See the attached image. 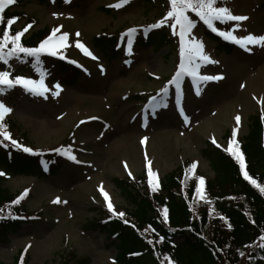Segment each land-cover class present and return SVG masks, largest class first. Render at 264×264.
Wrapping results in <instances>:
<instances>
[{
    "label": "rangeland",
    "instance_id": "obj_1",
    "mask_svg": "<svg viewBox=\"0 0 264 264\" xmlns=\"http://www.w3.org/2000/svg\"><path fill=\"white\" fill-rule=\"evenodd\" d=\"M20 1L9 10L20 14L15 27H22V36H37L34 43L39 46L54 29H59L57 36L67 33L57 56L75 61L78 74L72 72L75 79L71 80L57 67L53 71L41 64L47 98L21 86L0 95V101L12 109L3 121L11 139L44 154L46 160L39 164L30 157V165L25 157L21 159L25 163L0 157L2 183L23 199L28 218L0 241V264H111L119 243L94 222L105 213L116 215L129 208V191L121 181L137 186L142 181L152 190L161 187L169 173L188 168V183L194 190L205 189L217 174V155L211 151L215 147H210L223 146L229 152V142L243 139L252 116L264 112V47L249 45L250 52L236 44L230 50L219 49L194 27L192 36L203 43L204 54L217 62L203 64L200 74L223 78L200 84V95H196V84L183 77L181 105L176 103L172 85L166 97H157L151 112L144 106L178 70V51L162 44L163 35L141 44L135 39L145 40L147 29L166 16L169 5L162 8L159 3L163 2L146 0ZM222 5L234 15L248 17L230 26L228 31L239 23L233 33L236 37L264 35V0H226ZM170 23L159 29L165 36L172 34ZM130 29L136 31L129 51L125 33ZM77 42L97 59L86 55ZM1 67L10 72V78L41 79L35 64L32 68L12 61ZM56 84L61 90L54 96ZM235 144L232 149L237 148ZM0 148L16 147L0 137ZM65 152L76 160L68 159ZM193 163L196 167L191 171ZM149 171L154 174L152 186ZM57 199L59 203H54ZM109 202L114 212H109Z\"/></svg>",
    "mask_w": 264,
    "mask_h": 264
},
{
    "label": "trees",
    "instance_id": "obj_2",
    "mask_svg": "<svg viewBox=\"0 0 264 264\" xmlns=\"http://www.w3.org/2000/svg\"><path fill=\"white\" fill-rule=\"evenodd\" d=\"M19 15L3 12L0 38L7 30L6 22ZM8 31L14 36V30ZM37 38L29 39L26 45H32ZM162 40L165 41L163 36ZM263 124V114L252 116L248 134L233 149L243 155L245 170L260 186H264ZM21 149L0 148V157L10 156L23 163L21 159L25 157L31 165L35 159H29V153ZM211 151L217 155V174L199 195L188 183V168L169 173L155 191L151 187L147 190L142 181L139 186L121 181L129 191L126 195L130 209H123V217L105 213L98 223L94 222L97 229L108 231L112 242L119 243L111 264H264V248L260 247L264 236V193L243 178L239 161L232 153L221 147ZM2 182L0 178V216L4 217L0 218V241L7 231L28 221L23 199ZM18 199L19 203H14Z\"/></svg>",
    "mask_w": 264,
    "mask_h": 264
},
{
    "label": "snow or ice",
    "instance_id": "obj_3",
    "mask_svg": "<svg viewBox=\"0 0 264 264\" xmlns=\"http://www.w3.org/2000/svg\"><path fill=\"white\" fill-rule=\"evenodd\" d=\"M16 2V0H0V12L4 11L5 6L12 5ZM65 2H69V0H65ZM128 0H122V3H127ZM170 2V10L167 11L166 16L160 20L159 22L150 25V28H160L161 26L168 24L169 21L170 27L173 30V35L179 36V55L180 61L178 65V70L176 71L174 77L169 82L170 84L175 86V94H176V103L177 105H181V80L185 76L191 77L194 84H196L197 90L196 95H200L199 85L207 83L209 81L219 80L222 79V76L216 75H201L199 70L205 63H217L216 61L212 60L209 56L204 54L203 52V43L197 41L192 36V30L196 27L195 20L189 16V13L194 14L195 17L199 18L200 21L203 22L204 25L207 26L209 30L219 35L221 38L228 40L240 48L244 49L245 51H251L249 45L255 46L260 45L264 47V35L255 36V35H247L242 38L236 37L233 33L235 32L236 28H239V23H237L236 27L232 29V31H222L218 30L216 27V22L220 24H228L229 22H242L248 19L246 16L234 15L232 14L231 10L226 6H217L221 4H226V0H169ZM121 4L110 5V7H120ZM18 19V18H15ZM14 22L13 19L7 21L8 25L10 26ZM31 25H28L27 28L24 29L26 32ZM135 29H130L125 35L129 38V51L131 49L132 44V35L135 32ZM57 32L59 29H54L52 34L48 36L45 40H43L38 47H25L21 44V36L23 32H18L14 36H10L8 30L3 32L2 38H0V62L4 65H8L9 61L15 57L18 62L23 63L20 60V54L22 53L26 57H32L35 60V67L36 70L39 72L41 79L39 81L25 78L22 76H16L15 78H10V72L7 70L0 71V95H3V88L7 87L8 89H12L16 86H21L26 92H29L36 96H45V93L48 91L45 88L44 80H43V72L39 71V66L41 65V55L46 53L50 56H57V48L63 44V42L68 40V34L64 33L57 36ZM79 36V33L76 34ZM11 44L9 48L8 45ZM77 47L81 48V50L86 54L91 56L93 59H97L95 56L92 55L87 48H85L82 44L77 42ZM64 59L63 56L60 57ZM72 63H76L75 61H71ZM101 71H103V67L101 66ZM54 88L57 90L52 94L59 95V91L61 87L59 84L54 85ZM168 94V87H164L161 91L157 94V96H152L149 100V105L153 106V110L156 107L157 97H166ZM45 98H47L45 96ZM161 105L163 107H167V104L162 100ZM12 109L3 101H0V137L3 140L10 141L11 145L16 148H22L25 153H33V150L29 147L21 146L16 140L11 139V133L7 131L6 125L3 123L4 117L6 114L10 113ZM180 114L184 116L185 120L187 121V116L184 114V110L180 108ZM237 123L240 121V117H236ZM81 123H84L81 121ZM235 131L233 132V136H235ZM215 143V141H213ZM59 151V150H57ZM228 151L232 153L235 158L239 161L240 172L243 175V178L252 184L254 187L259 188L261 193H264V186H260L255 179H253L249 173L245 170L246 165L244 162L243 155L237 151H234L229 145ZM67 158L70 160L75 161L76 157L71 155L70 153L67 154ZM78 162V161H77ZM196 164L193 163L192 168L194 169ZM0 175H4V173L0 172ZM153 173L149 171V185L152 186L153 184ZM201 185L203 184V179L199 182ZM103 192V189L101 188ZM155 191V188H153ZM197 194L201 193L200 187L196 189ZM23 195H27V190ZM104 199L109 201V196L107 193H103ZM23 198V196L21 197ZM14 203H19V199L14 201ZM54 203H59L57 199ZM108 210L109 212H114L113 205L109 202L108 203ZM2 211V210H0ZM123 217L125 214L123 212L114 213ZM0 218H4L0 216ZM167 221L166 210H165V222ZM127 223V221H125ZM260 247L264 248V236L261 238ZM151 243V241H149ZM243 255V253H241ZM167 259V257H165Z\"/></svg>",
    "mask_w": 264,
    "mask_h": 264
}]
</instances>
